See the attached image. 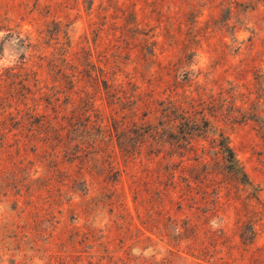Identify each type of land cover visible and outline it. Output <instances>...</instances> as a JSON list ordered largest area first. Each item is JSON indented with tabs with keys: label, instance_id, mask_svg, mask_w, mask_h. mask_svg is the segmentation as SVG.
I'll use <instances>...</instances> for the list:
<instances>
[{
	"label": "rangeland",
	"instance_id": "rangeland-1",
	"mask_svg": "<svg viewBox=\"0 0 264 264\" xmlns=\"http://www.w3.org/2000/svg\"><path fill=\"white\" fill-rule=\"evenodd\" d=\"M0 264H264V0H0Z\"/></svg>",
	"mask_w": 264,
	"mask_h": 264
}]
</instances>
